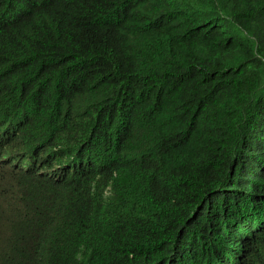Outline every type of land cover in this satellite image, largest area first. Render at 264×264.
Returning a JSON list of instances; mask_svg holds the SVG:
<instances>
[{
  "label": "trees",
  "instance_id": "16d2710c",
  "mask_svg": "<svg viewBox=\"0 0 264 264\" xmlns=\"http://www.w3.org/2000/svg\"><path fill=\"white\" fill-rule=\"evenodd\" d=\"M0 264H264V0H0Z\"/></svg>",
  "mask_w": 264,
  "mask_h": 264
}]
</instances>
